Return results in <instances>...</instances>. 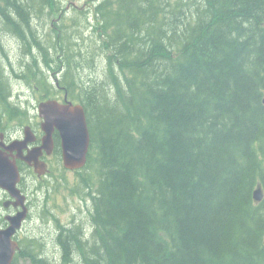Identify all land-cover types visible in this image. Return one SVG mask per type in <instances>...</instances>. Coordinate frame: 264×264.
Here are the masks:
<instances>
[{
	"label": "trees",
	"instance_id": "16d2710c",
	"mask_svg": "<svg viewBox=\"0 0 264 264\" xmlns=\"http://www.w3.org/2000/svg\"><path fill=\"white\" fill-rule=\"evenodd\" d=\"M61 9V0H0V108L18 118L1 75L16 69L8 33L25 55L20 79L83 107L90 146L71 193L90 200V231L55 219L60 259H40L35 240L17 258L264 264V0H97L90 48L60 20L37 31V18ZM36 53L56 67L59 88ZM97 56L102 78L83 80Z\"/></svg>",
	"mask_w": 264,
	"mask_h": 264
},
{
	"label": "rangeland",
	"instance_id": "374dc122",
	"mask_svg": "<svg viewBox=\"0 0 264 264\" xmlns=\"http://www.w3.org/2000/svg\"><path fill=\"white\" fill-rule=\"evenodd\" d=\"M96 1L97 0H61L63 9L58 12L59 19H57L56 16H52V18H37L35 21L37 31L40 34H48L52 33V31H57L58 27L55 26L54 22L60 20L59 25L61 26V24H63L64 30L67 31L70 37L79 38L76 41L83 47H92V33H94L95 29L93 18L91 19L90 17V8L91 4ZM70 18H74V20L77 21L75 25L70 21ZM1 36L3 47L16 65V69L19 67L21 68V62L23 64L25 63L23 60L25 55H23V48L20 47L19 41L8 33H3ZM36 55L37 57H35ZM36 55H32L33 60L37 58L35 61H38L39 68H42L41 70L48 78V81L54 83L56 79L59 80V73L56 71V67L53 66L54 64H52L51 69L46 68L43 65V60L39 56V53H36ZM53 58H55L54 55L52 59ZM101 58L102 57L96 58L90 67H85L84 65L85 68L81 71L83 80L92 79L96 82V80L102 78L105 62L102 61ZM18 62H20L19 65H17ZM35 68L36 66L34 65V71L36 73L37 69ZM1 75L5 77L8 84L11 85V90L14 93V100H19L18 102L22 101V107H18L15 115L18 118L22 116L23 110L26 111V98L30 100L29 105L30 103L35 104V98L43 100L40 91L35 86L32 85V87L27 85L25 81H20L17 71H7L6 73L1 71ZM7 89L8 87L6 90ZM8 91L10 93V88ZM5 112L10 114V111ZM31 112L34 113L32 110ZM18 118H13L10 124L13 125L21 121L24 117L16 120ZM51 162V174L50 178L47 179L50 181L48 182L49 185L46 183L47 180L41 182L34 181V179L31 178L24 184L26 192L33 203L32 218L27 221L22 230L16 235L17 238H15L21 249L25 248L27 241L35 240L38 244L36 249L37 254L46 259L48 258L47 261L54 263L59 260L60 255L58 250L56 248L54 249L56 244L55 232L58 228L57 222L65 227L73 222H83L84 228L90 231V227L87 223V216L88 211L91 209V203L87 196L82 198L71 193L72 190L78 189L79 176L73 171H65L61 161H59V156L54 155ZM76 182L77 184L75 185ZM47 188L49 189L47 190ZM2 197L3 193L0 191V199ZM2 213L3 210L0 206V214ZM48 213H50V216ZM53 218L56 219L57 222H55ZM15 260V264H30L28 260L21 257H16Z\"/></svg>",
	"mask_w": 264,
	"mask_h": 264
},
{
	"label": "water",
	"instance_id": "95a60500",
	"mask_svg": "<svg viewBox=\"0 0 264 264\" xmlns=\"http://www.w3.org/2000/svg\"><path fill=\"white\" fill-rule=\"evenodd\" d=\"M38 115L42 119L41 130L43 137L41 146L28 151L21 159L26 163L34 162L35 167L43 166L39 162L41 152L49 154L53 149V132L56 130L60 137L61 159L64 169L76 171L86 165L89 151L90 137L86 123L83 107L80 104H73L65 99L64 103L56 100H47L37 107ZM32 142L29 133L26 132L23 141L16 142L17 149L26 147ZM12 144L8 149L15 148ZM40 164V166L38 165ZM45 171L37 170L39 176ZM20 175L14 162L10 163L0 156V189L4 190L19 205L21 211L16 215L8 217V226L0 229V264H13L14 256L20 249L14 236L21 229L22 222L26 218L27 208L25 206V196L18 189ZM263 199V191L258 185L253 192V200L260 202ZM6 207V203L4 205Z\"/></svg>",
	"mask_w": 264,
	"mask_h": 264
},
{
	"label": "flooded vegetation",
	"instance_id": "af4514ba",
	"mask_svg": "<svg viewBox=\"0 0 264 264\" xmlns=\"http://www.w3.org/2000/svg\"><path fill=\"white\" fill-rule=\"evenodd\" d=\"M19 64L20 63L18 62V65ZM21 80L22 79H20V81ZM54 84L57 88H59L57 79ZM11 91L12 90H10V93L8 94V100L10 102L9 104L12 105L11 107L12 108L15 107L17 109L20 106L22 107V101L18 102L19 100H14V93L13 91L11 93ZM58 92H59V89H58ZM65 94L66 93L63 92V96H62L61 93L60 94L57 93L55 99H57V101L59 102H64V99L67 96ZM35 99H36L35 104L30 103L29 105L30 100L26 98V101H25L26 111L23 110L22 111L23 114L20 117V118L22 117L24 118L21 121L14 123L13 125L10 124L12 123L11 120H13L9 118L11 115L8 112L3 111L2 108H0V156L6 159L7 161H9L10 163L14 162L15 166L17 167L19 171V175H20V181L17 187L21 191V193L26 197V201H25V206L27 208L26 218L24 222L22 223L21 229L16 233V235L22 230V228L27 223V221L32 218L33 203L30 197L28 196L26 189L24 187L25 182H28V179L30 178L34 179V181L45 182L47 179L50 178V174H51L50 165L52 163L51 162L52 157L55 155V156H59V158L61 159L60 137L56 130L53 132V135H52V138H53L52 151L49 154H47L45 151L41 152L39 162H41L43 166H40V164H38L40 167H35L34 162H30V164H28L21 159L22 157H25L27 155L26 153H28V151L32 149H37L41 146L43 132L41 130V119L38 116L36 107L42 101L39 98H35ZM31 110L34 111V113H32ZM20 118L16 120H19ZM26 132L29 133V136L32 139V142L28 143L26 147L19 150L17 149L18 144L16 142L23 141L25 138ZM12 144H15L16 147L12 149H8ZM41 168L43 169V171H45V174L42 176H39L37 174V170H41ZM0 191L3 193V197L0 199V206L3 210V213L0 214V229H4L8 226L7 218L16 215L20 211L21 208L19 205H15L16 202L14 201V199H12L5 191L1 189ZM5 203H6V207L4 206ZM48 215L50 216V213H48ZM58 233L59 231L57 229L55 232L56 244L54 246V249L56 248L60 254L61 253L60 246L56 240ZM15 237L14 239L16 240L17 237L16 238ZM21 250L22 249L20 248V251ZM39 258L44 259L46 261L48 259V258L47 259L44 258L41 255H39ZM59 259H60V255H59Z\"/></svg>",
	"mask_w": 264,
	"mask_h": 264
},
{
	"label": "bare ground",
	"instance_id": "6f19581e",
	"mask_svg": "<svg viewBox=\"0 0 264 264\" xmlns=\"http://www.w3.org/2000/svg\"><path fill=\"white\" fill-rule=\"evenodd\" d=\"M58 229V228H57ZM54 230H55V228H54Z\"/></svg>",
	"mask_w": 264,
	"mask_h": 264
}]
</instances>
